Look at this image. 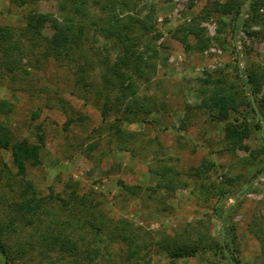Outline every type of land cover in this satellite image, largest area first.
Masks as SVG:
<instances>
[{
    "label": "rangeland",
    "instance_id": "rangeland-1",
    "mask_svg": "<svg viewBox=\"0 0 264 264\" xmlns=\"http://www.w3.org/2000/svg\"><path fill=\"white\" fill-rule=\"evenodd\" d=\"M127 1L115 15L144 19L150 27L144 42L159 51L156 72L138 82L139 98L155 106L142 121L115 109V96L104 87L105 64H114L117 55L110 41L88 32L82 51L47 58L45 40L64 19L59 0L22 8L0 0V25L18 36L29 13L48 17L15 80L0 85V100L14 106L0 124L16 140L39 144L42 136L44 142L39 165H28L24 174L11 152L0 149V228L11 246L26 250L17 263L230 264L220 250L226 224L241 264H264L262 244L251 232L255 224L264 228L263 139L253 130L236 150H227L226 123L204 103L210 85L203 81L234 85L252 103L243 81L253 73L262 88L253 95L257 107L264 94V27L241 30L233 39L231 15L214 11L226 0ZM242 10L246 19L247 1ZM193 22L210 39L203 52L194 38H175ZM256 121L246 104L231 113L233 124ZM118 129L135 133L125 147ZM160 180L169 188H160ZM35 198L44 202L39 210L19 209ZM117 229L120 238L113 237ZM182 243L198 245L200 252L172 259L170 245Z\"/></svg>",
    "mask_w": 264,
    "mask_h": 264
},
{
    "label": "trees",
    "instance_id": "trees-1",
    "mask_svg": "<svg viewBox=\"0 0 264 264\" xmlns=\"http://www.w3.org/2000/svg\"><path fill=\"white\" fill-rule=\"evenodd\" d=\"M8 1L14 6L22 8L35 6L44 0ZM246 1L248 0H226L224 3L215 4V12L231 15L230 27L233 39L238 37L241 30L248 33L252 27H264V0H251L248 17L244 19L242 8ZM59 2L64 12V19L52 37L46 38V49L43 55L57 60L69 59L72 55L77 54L78 50H83L88 32L110 41L112 49L117 55L114 64H105L106 70L101 75V79L105 89L115 96V109L121 107L126 111L128 117L133 118L132 121H142L143 117L151 115L155 106L152 104L149 106L150 99H141L138 93V82L149 81L157 70L155 59L159 56V51L151 46L150 40L144 42L145 37L150 34L148 23L144 19L131 15L122 17L115 15L116 10H125L128 7L127 0H105L102 3L100 0H59ZM96 6L99 8V12L92 14L93 8L95 9ZM47 22V16L33 11L26 16L25 28L21 30L22 33L19 36L11 27L0 25V85L5 80H15L16 74L24 66L25 52H29L34 47L35 42L32 38L41 36ZM189 37L196 40V47L199 52H203L210 45V39L206 36L205 30L195 22L184 25L175 32V38L183 43H187ZM80 71H85L84 66L80 67ZM246 77L247 79L243 81V88L250 95L256 97L258 93L262 92V88L253 73H248ZM203 81L210 85L209 94L204 97V103L209 105L218 122L226 123L224 131L227 150H236L241 141L250 138L253 130H257L263 139L261 151L264 153V94L257 102V112L251 101L247 100V97L243 96L234 85L226 86L220 79L207 78ZM124 102L125 106H122ZM245 104L251 109L257 121L253 125L246 122L242 125L230 123L231 113L238 111ZM13 109L12 103L7 100H0V116L11 113ZM108 111L107 104V110L103 112V116H106ZM134 135L133 132L116 130V136L121 144H124V147ZM43 144L42 136H39V144H31L27 140H16L9 128L0 124V149L11 152L13 163L20 174L26 172L28 165H39ZM169 170H164L159 174L161 180ZM161 180L158 186L164 189L169 188L167 184L163 186ZM122 187L126 188L124 185ZM226 193L223 192L222 196ZM43 205L42 200L35 198L21 202L19 209L21 211L22 209L36 211ZM251 232L261 242L264 252V228L255 224L252 226ZM112 234L113 237L118 238L122 235L119 229ZM223 234L225 238L220 244V250L228 258L230 264H241L237 255L234 235L226 224L223 228ZM124 239L126 238L123 236ZM8 241L9 238L0 228V258L4 260V264H18L17 262L23 260L26 255V250L21 246L14 248ZM170 249L172 259L194 257L200 252L198 245L194 246L187 243L172 247L170 245ZM73 261L77 263V259H73ZM23 264L29 263L23 262Z\"/></svg>",
    "mask_w": 264,
    "mask_h": 264
},
{
    "label": "water",
    "instance_id": "water-1",
    "mask_svg": "<svg viewBox=\"0 0 264 264\" xmlns=\"http://www.w3.org/2000/svg\"><path fill=\"white\" fill-rule=\"evenodd\" d=\"M250 1H251V0H248L247 3H249ZM251 99H252V104H253L255 110L258 112V109H257V107H256V104H255V101H254V99H253V95H252V94H251ZM247 188H248V186L245 187L244 189H247Z\"/></svg>",
    "mask_w": 264,
    "mask_h": 264
}]
</instances>
